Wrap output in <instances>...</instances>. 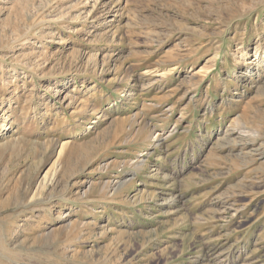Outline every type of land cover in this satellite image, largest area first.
Listing matches in <instances>:
<instances>
[{"label": "rangeland", "instance_id": "1", "mask_svg": "<svg viewBox=\"0 0 264 264\" xmlns=\"http://www.w3.org/2000/svg\"><path fill=\"white\" fill-rule=\"evenodd\" d=\"M0 264H264V0H0Z\"/></svg>", "mask_w": 264, "mask_h": 264}, {"label": "bare ground", "instance_id": "2", "mask_svg": "<svg viewBox=\"0 0 264 264\" xmlns=\"http://www.w3.org/2000/svg\"><path fill=\"white\" fill-rule=\"evenodd\" d=\"M59 151H60V150H59ZM59 151H58V152H59Z\"/></svg>", "mask_w": 264, "mask_h": 264}]
</instances>
